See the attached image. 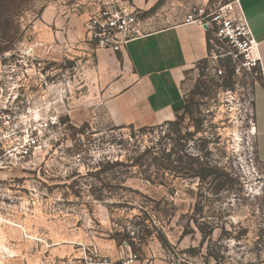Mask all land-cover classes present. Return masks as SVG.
Listing matches in <instances>:
<instances>
[{
	"label": "rangeland",
	"instance_id": "rangeland-1",
	"mask_svg": "<svg viewBox=\"0 0 264 264\" xmlns=\"http://www.w3.org/2000/svg\"><path fill=\"white\" fill-rule=\"evenodd\" d=\"M109 1L136 16L141 34L195 10L237 11L235 0H0L2 66L36 59L35 69L21 68L50 87L59 116L32 164L0 174V264H88L115 253L167 264H264V160L252 111L259 79L210 34L214 59L187 73L172 122L113 125L86 31ZM65 7L77 9L82 36L67 35L62 52L47 54L43 24L57 28Z\"/></svg>",
	"mask_w": 264,
	"mask_h": 264
},
{
	"label": "crops",
	"instance_id": "crops-1",
	"mask_svg": "<svg viewBox=\"0 0 264 264\" xmlns=\"http://www.w3.org/2000/svg\"><path fill=\"white\" fill-rule=\"evenodd\" d=\"M235 5L257 42L254 55L262 67V79L253 89L252 111L256 152L264 160V0H235ZM67 11L63 17L58 16L57 28L50 25L52 22L43 24L41 35L48 41L43 45L44 50H52L47 54L62 52L67 45V35L82 36L77 9ZM207 37L204 26L182 22L141 34L129 40L119 52L95 50L100 99L108 120L118 127L137 128L172 122L182 102L187 73L208 56ZM120 257L115 253L110 260L117 261ZM137 264L167 263L141 257Z\"/></svg>",
	"mask_w": 264,
	"mask_h": 264
},
{
	"label": "built area",
	"instance_id": "built-area-1",
	"mask_svg": "<svg viewBox=\"0 0 264 264\" xmlns=\"http://www.w3.org/2000/svg\"><path fill=\"white\" fill-rule=\"evenodd\" d=\"M184 22L204 26L216 41L234 51L244 71L262 79L260 60L254 55L257 42L239 11L232 14L229 7L206 13L200 9L188 14ZM140 29L133 13L109 1L90 17L86 31L96 50L119 52L129 40L141 35ZM210 41L208 39V49ZM208 51L206 59H214L213 50ZM35 62L36 59L31 58L26 63L17 61L12 68L0 66V174L20 171L32 164L36 151L45 146L51 131L59 125L58 114L50 109V87L45 82L40 84L35 75L30 76L21 68L23 64V68L35 69ZM22 70L24 73L20 72ZM213 71L216 75L222 74L219 68ZM4 191L0 181V198ZM87 263L137 264L138 260L132 254H124L117 261L94 254Z\"/></svg>",
	"mask_w": 264,
	"mask_h": 264
},
{
	"label": "trees",
	"instance_id": "trees-1",
	"mask_svg": "<svg viewBox=\"0 0 264 264\" xmlns=\"http://www.w3.org/2000/svg\"><path fill=\"white\" fill-rule=\"evenodd\" d=\"M208 37H209V34H208ZM208 37H207V39H209ZM177 110H178V109H177Z\"/></svg>",
	"mask_w": 264,
	"mask_h": 264
}]
</instances>
